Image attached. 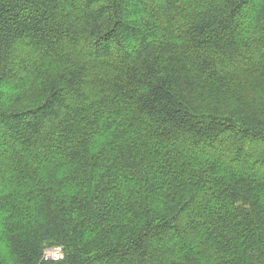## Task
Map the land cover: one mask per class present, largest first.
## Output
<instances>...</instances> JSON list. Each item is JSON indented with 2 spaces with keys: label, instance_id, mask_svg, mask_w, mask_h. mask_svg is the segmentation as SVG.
Listing matches in <instances>:
<instances>
[{
  "label": "trees",
  "instance_id": "16d2710c",
  "mask_svg": "<svg viewBox=\"0 0 264 264\" xmlns=\"http://www.w3.org/2000/svg\"><path fill=\"white\" fill-rule=\"evenodd\" d=\"M256 54L264 0H0V264H264Z\"/></svg>",
  "mask_w": 264,
  "mask_h": 264
},
{
  "label": "rangeland",
  "instance_id": "374dc122",
  "mask_svg": "<svg viewBox=\"0 0 264 264\" xmlns=\"http://www.w3.org/2000/svg\"><path fill=\"white\" fill-rule=\"evenodd\" d=\"M254 58V59H253ZM264 55H252V56H250V58H249V61L247 60L246 62L249 64V65H251L252 63H253V65H256V66H258V68H261L262 66H264ZM244 73V74H243ZM245 73H247L248 74V76H245L246 74ZM241 74H243L244 76H243V78H244V80H249L250 79V77H251V74H250V72L248 71V69L247 68H245V67H243V70H242V73ZM255 74V73H254ZM13 94H7V93H1L2 95H1V97H5L6 98V96L7 97H9L10 99H9V101H11L12 100V102L14 103L15 101L16 102H21V101H23V100H25L26 98H30V97H33V94L32 93H30V92H28L27 91V89H18V90H16V91H14V92H12ZM12 98V99H11ZM7 99V98H6ZM56 248H58V247H55V248H53V249H56ZM51 250V249H50ZM56 252H58L57 250H55V253ZM63 258H64V256H63ZM63 258L62 259H60V260H58V261H61V260H63ZM44 262H46V263H50L51 264V262H47V261H45V260H43ZM57 261V262H58ZM46 263H40V264H46Z\"/></svg>",
  "mask_w": 264,
  "mask_h": 264
},
{
  "label": "built area",
  "instance_id": "2783aa9c",
  "mask_svg": "<svg viewBox=\"0 0 264 264\" xmlns=\"http://www.w3.org/2000/svg\"><path fill=\"white\" fill-rule=\"evenodd\" d=\"M55 250H57L58 252L55 253ZM57 254L59 255V258L58 259H54L53 257L56 256ZM62 258H63V254H62V251H61L60 247H58L56 249L46 250L45 253H44V256H43V260H45L47 262L58 261V260H60Z\"/></svg>",
  "mask_w": 264,
  "mask_h": 264
},
{
  "label": "clouds",
  "instance_id": "9594fccd",
  "mask_svg": "<svg viewBox=\"0 0 264 264\" xmlns=\"http://www.w3.org/2000/svg\"><path fill=\"white\" fill-rule=\"evenodd\" d=\"M54 259H58L59 258V255L57 254L56 256L53 257Z\"/></svg>",
  "mask_w": 264,
  "mask_h": 264
}]
</instances>
